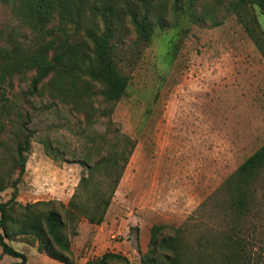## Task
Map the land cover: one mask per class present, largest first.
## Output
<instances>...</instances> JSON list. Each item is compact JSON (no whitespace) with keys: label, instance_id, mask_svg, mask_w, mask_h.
<instances>
[{"label":"rangeland","instance_id":"rangeland-1","mask_svg":"<svg viewBox=\"0 0 264 264\" xmlns=\"http://www.w3.org/2000/svg\"><path fill=\"white\" fill-rule=\"evenodd\" d=\"M227 2L195 1L189 12L202 22L185 24L183 16L169 11L170 2L162 1L166 19L176 16L175 25L154 30L139 61L123 67L128 83L114 105L83 97L74 107L50 100L45 90L30 96L32 71L0 83V203L14 192L22 205L66 203L83 173L76 157L84 154L91 164L103 154L90 147L91 137L110 141L116 130L134 141L103 221L93 226L81 220L69 236L72 264L106 251L139 264L153 225H165L168 232L188 218L213 228L229 220L223 208L232 185L224 182L264 143V61L225 11ZM17 5L0 0V45L16 47L23 55L47 38L15 14ZM253 12L264 31L263 16ZM55 23L52 14L47 28ZM119 35L131 38L125 20ZM102 108L112 109L109 117H97ZM25 135L28 148L17 178L13 158ZM6 242L26 256L25 264H59L38 253L29 238ZM17 261L0 258V264Z\"/></svg>","mask_w":264,"mask_h":264},{"label":"trees","instance_id":"trees-1","mask_svg":"<svg viewBox=\"0 0 264 264\" xmlns=\"http://www.w3.org/2000/svg\"><path fill=\"white\" fill-rule=\"evenodd\" d=\"M13 1L18 2L15 14L47 41L23 55L16 47L2 43L0 83L23 70L32 71L30 96L45 90L50 100L74 107L83 97L89 102L96 99L99 105H114L124 96L128 76L123 67H133L139 61L154 30L175 25L176 16L166 19L162 1H169V11L183 16L185 24L202 22L189 12L197 0ZM227 1L225 11L235 17L264 61V31L253 12L257 9L264 18V0ZM52 14L56 26L47 28ZM123 20L131 29L130 39L119 35ZM173 46L175 43L172 53ZM111 110L98 109L97 117H109ZM111 124L108 121V126ZM90 140V147L103 154L91 164L86 163L84 154L76 157L83 173L65 204L46 200L22 205L15 201V192L0 203V258L8 256L18 260L10 264H25L26 256L6 240L26 237L48 259L72 264L69 236L76 234L81 220L93 226L103 221L134 147V141L116 130L110 141L105 136ZM27 148L25 135L17 142L13 158L17 178L23 172ZM228 184L232 192L223 209L229 220L222 227L198 225L189 218L178 227H168V232L165 225H153L139 264H264V143L226 179L224 185ZM83 264L130 263L124 255L106 251Z\"/></svg>","mask_w":264,"mask_h":264},{"label":"crops","instance_id":"crops-1","mask_svg":"<svg viewBox=\"0 0 264 264\" xmlns=\"http://www.w3.org/2000/svg\"><path fill=\"white\" fill-rule=\"evenodd\" d=\"M69 196H70V195H69ZM68 198H69V197H68ZM34 201H36V200H34ZM34 201H33V202H34ZM61 202H62L63 204H65L64 201L61 200ZM88 225H89V224H88ZM110 252H114V251H110ZM116 253H119V252H116ZM120 254H121V253H120ZM86 260H87V259L82 260L80 264H83Z\"/></svg>","mask_w":264,"mask_h":264},{"label":"water","instance_id":"water-1","mask_svg":"<svg viewBox=\"0 0 264 264\" xmlns=\"http://www.w3.org/2000/svg\"><path fill=\"white\" fill-rule=\"evenodd\" d=\"M133 247L136 249V243H133Z\"/></svg>","mask_w":264,"mask_h":264}]
</instances>
